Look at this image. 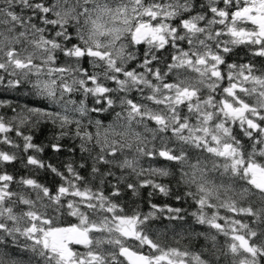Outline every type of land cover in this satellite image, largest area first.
<instances>
[{"label":"snow or ice","instance_id":"snow-or-ice-1","mask_svg":"<svg viewBox=\"0 0 264 264\" xmlns=\"http://www.w3.org/2000/svg\"><path fill=\"white\" fill-rule=\"evenodd\" d=\"M21 90L0 264H264V0H0V95Z\"/></svg>","mask_w":264,"mask_h":264},{"label":"trees","instance_id":"trees-1","mask_svg":"<svg viewBox=\"0 0 264 264\" xmlns=\"http://www.w3.org/2000/svg\"><path fill=\"white\" fill-rule=\"evenodd\" d=\"M236 53L237 54H235V55H233V56L230 57V60L243 61V60H246L247 59V57L245 56V50L244 49H242V48L241 49H237L236 50ZM0 99H10L14 103L16 101L25 102L26 100H28V98H26V97L23 96V90H21L20 95H17L14 92L13 93H7V94L0 95ZM52 132H53V129H52L51 125L41 126V129L38 130V131H36V142L37 143L46 142L48 140V138L52 135ZM76 155L79 156V153L77 152ZM67 157H68V154L67 153L55 154L50 149L46 150V152L44 154V158L46 160H49L50 159L53 163L63 162ZM146 164H147V162H146ZM15 168L17 170H19L21 173H23L25 171L24 169L21 168L19 162L16 163ZM12 170L13 169L10 166L9 167V171H12ZM39 179L42 182L50 183L54 178H53V176L51 174L41 173ZM144 196L146 198V196H147V190L144 191ZM153 201L156 202V203H158V204H163L165 202H168V203L173 204L174 206H181L174 199L167 200L166 201V198L160 197V196L154 197L153 198ZM183 207L188 208L189 205L188 204H183ZM141 208L143 210L147 211L146 204L142 203L141 204ZM189 210H191V209H189ZM188 223L189 224H192V220H191L190 217L188 218ZM166 224H168V221H163V224H160L159 226L160 227H163V225H166ZM194 227H196L197 230H202V226L194 225ZM220 240L222 241L223 240V237H220ZM201 243H202V241H201Z\"/></svg>","mask_w":264,"mask_h":264}]
</instances>
